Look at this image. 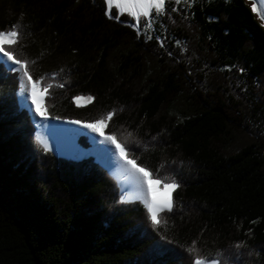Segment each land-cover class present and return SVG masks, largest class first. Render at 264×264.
Returning <instances> with one entry per match:
<instances>
[{"label": "trees", "instance_id": "trees-1", "mask_svg": "<svg viewBox=\"0 0 264 264\" xmlns=\"http://www.w3.org/2000/svg\"><path fill=\"white\" fill-rule=\"evenodd\" d=\"M106 10V0H0V30L21 26L12 50L52 85L51 120L115 110L106 135L179 184L173 209L153 226L93 156L44 150L20 72L0 62V264H264V28L244 0H168L162 39Z\"/></svg>", "mask_w": 264, "mask_h": 264}, {"label": "snow or ice", "instance_id": "snow-or-ice-1", "mask_svg": "<svg viewBox=\"0 0 264 264\" xmlns=\"http://www.w3.org/2000/svg\"><path fill=\"white\" fill-rule=\"evenodd\" d=\"M168 0H106L107 10L106 15L109 19H119L120 14L127 13L129 16L133 17L137 23L133 25L136 27L138 34L141 31L139 21L141 18L145 19L144 31L147 33L153 26L154 19L158 16L165 14L166 4ZM177 4L187 3L188 0H175ZM112 7L118 9V14L113 17L111 13ZM253 11H256L253 8ZM264 16V12H262ZM264 26V24H262ZM20 25L12 26V30H0V61H3L6 64H9L10 70L22 72L21 76V93H29L30 85V95L31 104L35 114L46 119L47 112L44 108L45 97L48 94V89L52 87L51 84L41 87L42 80L44 77H40L36 80L32 79V76L27 70L28 61H22L12 50V46L16 45L19 41ZM149 39L151 36L149 35ZM163 46V44L161 45ZM34 63V61L32 62ZM63 71V70H61ZM55 73L52 74L55 77ZM24 78H27L25 82ZM63 87V85H60ZM94 98L91 96L88 97H75L74 100L77 103V106H80L81 100H86L91 102ZM115 114V110L109 111L106 118L101 117L93 122H81L79 120L72 121L75 124L83 123V127L90 129L93 133H98L103 137V142L110 145V147L104 149V151L110 153L113 157H116L119 161L125 166V170L130 174L133 183L137 189V195L135 200L144 204L149 218L153 226H159L162 223L166 224V221L160 218L159 213L163 211H172L173 201L171 199V193L179 187V184L176 183L174 179H169L167 177H160L159 172H153L148 169L147 166H141L137 164V159L135 157L129 158L127 152V145L117 142V137L115 134L105 135L101 131V126H107L108 122L111 121L112 117ZM128 136L131 137L132 133L129 132ZM37 142L42 144L44 150H48V144L41 139L40 136H37ZM156 191H166L168 193L167 198L158 199L155 196ZM122 202H133L132 200H123ZM191 252H195V242H193V247L189 249ZM194 264H218V261L212 260L208 261L207 257L196 258Z\"/></svg>", "mask_w": 264, "mask_h": 264}, {"label": "rangeland", "instance_id": "rangeland-1", "mask_svg": "<svg viewBox=\"0 0 264 264\" xmlns=\"http://www.w3.org/2000/svg\"><path fill=\"white\" fill-rule=\"evenodd\" d=\"M194 1L195 0H188V2L186 4L185 3H179V4L184 7V6L191 5ZM245 2L250 7L252 12L254 13L255 18L257 19V21L262 26V24H264V20L262 19V17L258 14L257 11H253V7L248 3L247 0H245ZM124 14H127V13H124ZM161 17H162V15L158 16V17H156L154 19L153 26L147 33H145V31H144V25H145V19L146 18H141L140 21H139L140 28H141V31H140L139 34L144 35L146 38H148L149 35H150L151 36L150 39H152L153 37H156L157 39H162L164 37V32H163V29H162ZM136 23H137V21L135 20V24ZM262 27L264 28V26H262ZM133 28L136 29V27H134V26H133ZM0 62L4 63L3 61H0ZM4 64L9 67V64H6V63H4ZM21 76H22V72H20V76H19L20 87H21V79H20ZM24 80H25V82H27V78H24ZM28 87H29V93H21V91H19V100H20L21 106L23 108L27 109L30 112L31 117L33 118V121H34L36 129H37L36 136H40L41 139L44 140L48 144L49 149L53 150L56 154H58V155H60V156H62L64 158H70V159L79 160V159H83V158L85 159V158H87L89 156H93L98 163H101L104 167H106L114 175L113 167L110 164H108V163H104V160L102 158H100V156L97 153L98 149L101 146H107L108 144L103 142V137L102 136H100L98 133H93L90 129H87V130L83 131L82 133H80L77 136L78 141H79L80 137H82V136H85V137L88 138L89 143H90V148L88 150L83 149L79 145L80 149L77 152H74V153L70 152V153L64 154V153H58L57 152L55 143H54V141L52 139L51 132L48 130V133L46 135V134L42 133V129H44V128L51 129V127L55 128V127L73 126V125H79V126L83 127V124L82 123L81 124H75V123H72L70 121H57V120L54 121V120L50 119L48 114H47V118L46 119L36 115L35 111L33 110V106L31 104V99L29 98L30 85H28ZM89 103L90 102H87L86 100H81L79 107L86 106ZM76 105H77V103H76ZM44 108H45V101H44ZM106 127L107 126H103V125L101 126V131H103L105 135H106V133H105ZM259 129L262 131V133H264V126L263 125L259 126ZM117 180H118V178H117ZM119 184H120V182H119ZM172 195H173V192L171 193V199H172ZM126 196H127L126 192H124L122 187H121V198H123V200H132V201L135 200V199H126ZM218 264H219V262H218Z\"/></svg>", "mask_w": 264, "mask_h": 264}, {"label": "bare ground", "instance_id": "bare-ground-1", "mask_svg": "<svg viewBox=\"0 0 264 264\" xmlns=\"http://www.w3.org/2000/svg\"><path fill=\"white\" fill-rule=\"evenodd\" d=\"M247 1L253 8L256 9L258 14L264 20V16H262V12H264V0ZM48 130L52 134V139L55 143L57 152L66 154L70 152H77L80 149L77 136L83 131L87 130V128L79 125L61 126L55 128L51 127V129H42V133L47 135ZM108 147L110 146H101L98 149V155L104 160V163H108L113 167L114 175L118 178L123 191L127 194L126 199H135L137 195V189L130 174L126 172L125 166L121 161H119L116 157H113L110 153L104 151V149ZM154 194L158 199L167 198L168 195L166 191H156Z\"/></svg>", "mask_w": 264, "mask_h": 264}, {"label": "water", "instance_id": "water-1", "mask_svg": "<svg viewBox=\"0 0 264 264\" xmlns=\"http://www.w3.org/2000/svg\"><path fill=\"white\" fill-rule=\"evenodd\" d=\"M245 1V0H244ZM112 10V9H111ZM120 15H122V14H120ZM46 98V97H45ZM49 151H51L52 153H54L57 157H60V158H64V157H62V156H60V155H58V154H56L53 150H51V149H48ZM66 159H70V158H66ZM84 159V158H83ZM83 159H79V160H77V159H70V160H73V161H81V160H83ZM97 162V161H96ZM98 163V162H97ZM98 164H100L104 169H106L108 172H109V174L117 181V183H118V186H119V188H120V193H121V186H120V184H119V181L117 180V178L106 168V167H104L101 163H98ZM121 200H122V198H121ZM133 201H136V200H133ZM219 262V261H218Z\"/></svg>", "mask_w": 264, "mask_h": 264}]
</instances>
